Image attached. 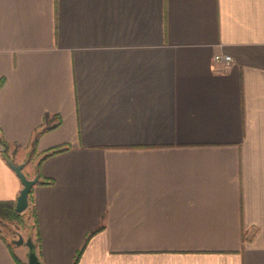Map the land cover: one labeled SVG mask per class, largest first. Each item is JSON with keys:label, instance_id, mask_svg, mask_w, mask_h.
<instances>
[{"label": "crops", "instance_id": "0c3cea01", "mask_svg": "<svg viewBox=\"0 0 264 264\" xmlns=\"http://www.w3.org/2000/svg\"><path fill=\"white\" fill-rule=\"evenodd\" d=\"M0 79L42 264H264V0H0Z\"/></svg>", "mask_w": 264, "mask_h": 264}, {"label": "water", "instance_id": "95a60500", "mask_svg": "<svg viewBox=\"0 0 264 264\" xmlns=\"http://www.w3.org/2000/svg\"><path fill=\"white\" fill-rule=\"evenodd\" d=\"M5 147L0 143V150L4 151ZM7 164L14 170L15 174L18 176L20 182H21V189L19 190V193L17 194L14 202V210L17 213L23 212L28 204V193L30 191V188L37 183L38 181V175L35 174L33 177L29 178L27 177L23 171V163H14L10 158H6ZM12 242L15 245H21L25 244L28 248L27 253V263L28 264H42L41 261H39L35 250H34V243L32 242V239L30 237H27L25 240L18 235L16 239H13Z\"/></svg>", "mask_w": 264, "mask_h": 264}, {"label": "trees", "instance_id": "16d2710c", "mask_svg": "<svg viewBox=\"0 0 264 264\" xmlns=\"http://www.w3.org/2000/svg\"><path fill=\"white\" fill-rule=\"evenodd\" d=\"M1 84H2V79H0V85ZM35 139H36V137L33 139V142L31 143L32 145L35 142ZM0 143L5 147L3 153H6L7 144L3 143V142H0ZM66 148L67 147H64V146H55V147H52V148H50L48 150L43 151L40 154L39 159L36 161V169H37L36 172H37V175H38V181H37L38 184H46V183L51 182V180H49V179H44L41 176L40 172H39V165H40L41 161L44 160L47 156L52 155V154L57 153V152H61L62 150H65ZM31 189H32V187L30 188V191L28 193V202H29V204L32 205ZM32 208H33V211H34L33 213H34L35 230H36L35 231L36 241L33 240L32 242L34 243V250H35V253H36L37 257H38V247H39V243H40L39 242L40 241V236H39V232H38V230L36 228V214H35V209H34L33 205H32ZM17 215H19V214L14 210V202L13 201H0V218H13V219H16V218H18ZM87 240H88V237L85 238L81 248L79 250H77V252L75 253V256H74V259L72 261V264H77V262L79 260V257L81 255L83 249H84V246H85ZM13 257L18 262L17 258L14 255H13Z\"/></svg>", "mask_w": 264, "mask_h": 264}, {"label": "rangeland", "instance_id": "374dc122", "mask_svg": "<svg viewBox=\"0 0 264 264\" xmlns=\"http://www.w3.org/2000/svg\"><path fill=\"white\" fill-rule=\"evenodd\" d=\"M36 144L37 141L33 143V148L36 147ZM27 205L28 206L23 212L18 213L19 215H17L18 218L16 219L0 218V233L11 239L10 241L16 239L18 235H20L24 240L27 237H30L32 241H36L34 211L29 202Z\"/></svg>", "mask_w": 264, "mask_h": 264}, {"label": "built area", "instance_id": "2783aa9c", "mask_svg": "<svg viewBox=\"0 0 264 264\" xmlns=\"http://www.w3.org/2000/svg\"><path fill=\"white\" fill-rule=\"evenodd\" d=\"M213 61L219 64L220 67L226 68L232 63V57L227 53H215Z\"/></svg>", "mask_w": 264, "mask_h": 264}]
</instances>
